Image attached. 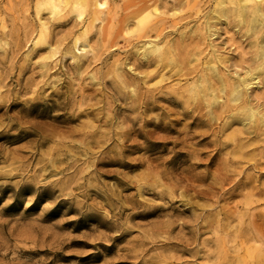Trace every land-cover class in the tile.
<instances>
[{"label": "rangeland", "instance_id": "rangeland-1", "mask_svg": "<svg viewBox=\"0 0 264 264\" xmlns=\"http://www.w3.org/2000/svg\"><path fill=\"white\" fill-rule=\"evenodd\" d=\"M192 1L107 0L92 22L90 10L78 20L45 0H0V264H264L237 216L264 188V160L249 167L254 155L235 157L228 138L242 128L237 138L255 140L244 152L261 150L264 125L249 132L225 96L210 109L186 90L207 60L198 47L217 44L242 70L257 41L224 20L209 36L215 0ZM150 41L162 60L143 56ZM231 159L243 166L225 168ZM258 199L247 205L257 222Z\"/></svg>", "mask_w": 264, "mask_h": 264}, {"label": "bare ground", "instance_id": "bare-ground-1", "mask_svg": "<svg viewBox=\"0 0 264 264\" xmlns=\"http://www.w3.org/2000/svg\"><path fill=\"white\" fill-rule=\"evenodd\" d=\"M187 1V5L190 8H193L194 3L192 0H186ZM210 2V1H209ZM44 3V4H43ZM43 9L49 10L50 13L52 14H56L59 13L62 9H64L65 7H70L71 11L73 13L76 14V16L81 19L84 16V13L87 10H90V17L92 19V22H95L97 20H100V16L101 14L104 12L105 8L107 7V0H45V2H43ZM207 4V3H206ZM196 8L194 7V10ZM139 10V9H138ZM136 10L134 12L135 15H133L135 17V20L138 23H148L149 18L151 17L150 13H145L143 15H137V11ZM188 11V9H187ZM195 13V12H194ZM205 13V11H204ZM212 15L210 18H207V20L205 21V25L202 27L205 28V30L207 32H209V36H213L215 34H217L216 32V26H213L214 24L220 23V21L224 20V23H227V25L229 23H236L237 25H242V27L244 28L245 32L247 35L251 36L253 39H256V54L255 57L252 59V62L250 61V63L247 64L246 67L241 68L242 70H239L238 67L236 70L235 69H231L229 68L228 63L226 65V57L224 56V52L221 48V50L218 48L217 44H214L213 42L209 43V47L210 49L205 48H199L198 47V51L194 52V57L195 55L200 56L202 54H206V62H205V67H203L200 70H195L196 72L193 74L192 76V83L190 85L187 86L186 90L190 92L189 95V99L191 100H195L197 99L199 96H203L202 101L206 102L209 105V108L211 109L212 105L217 104L218 101H220L221 99H223L222 97L225 96L226 97V101L223 104L224 109L228 110V112L230 113V118H236L241 122V125L243 128H247L249 130V132H253L254 130H256L259 125H264V104H262L261 100H262V95L261 92L262 89H264V0H215L214 2V7L213 10L211 11ZM50 14V15H52ZM192 15V14H191ZM199 16V15H198ZM127 17H131V16H127ZM191 17V16H190ZM129 19V18H128ZM128 19H126L125 21H127ZM190 19V18H189ZM157 24V23H156ZM155 24V25H156ZM189 24V23H188ZM199 24V23H198ZM197 24V25H198ZM90 25V23H89ZM93 26V24H91ZM149 25V24H147ZM196 25V26H197ZM107 26V25H106ZM223 26V25H222ZM5 28V26H3ZM147 27V26H146ZM153 27V26H152ZM151 27V28H152ZM201 27V30H202ZM230 27V26H229ZM157 28V27H156ZM154 28V29H156ZM232 28V27H230ZM102 29V27H101ZM146 29V28H145ZM144 29V31H145ZM148 29V28H147ZM237 29V28H236ZM200 30V29H199ZM154 31V30H153ZM157 31V30H156ZM204 31V29H203ZM194 33V32H193ZM203 33V32H202ZM226 33V31H225ZM146 34V33H145ZM204 34V33H203ZM202 34V35H203ZM157 37V36H156ZM214 37V36H213ZM216 37V35H215ZM82 37H77L74 41L75 46H79L80 43H82ZM214 39V38H213ZM150 40V39H149ZM207 40V39H206ZM242 41V40H241ZM240 41V42H241ZM158 42V41H157ZM160 42V41H159ZM164 42V41H163ZM37 43V42H36ZM167 41L165 42L164 45L169 46ZM199 45V42H197ZM253 44V43H252ZM34 45V44H33ZM196 45V44H195ZM197 45V46H198ZM222 46V44H221ZM238 49H241L239 45H237ZM253 46V45H252ZM166 47V46H165ZM74 48V47H73ZM81 48V47H80ZM79 48V49H80ZM161 48V45H159L158 43H153V42H148V45L146 46L145 52L143 54L144 57L149 56V54H153V53H157L159 54V56L157 57L158 60H162L163 57L165 56L166 52L163 51ZM169 48V47H168ZM197 48V47H196ZM255 48V47H254ZM164 49V48H163ZM166 49V48H165ZM206 49V50H205ZM87 50V49H85ZM91 50V49H90ZM248 50V49H247ZM83 51V50H81ZM168 51V50H166ZM172 51V50H170ZM205 51H207L205 53ZM239 51V50H238ZM241 51V50H240ZM169 52V51H168ZM167 52V54H168ZM243 53L246 52V50H242ZM241 52H239L240 55ZM241 53V55L243 54ZM247 53V52H246ZM80 54V53H79ZM86 54V52H85ZM171 55V54H170ZM174 55V54H173ZM244 55V54H243ZM70 56V55H69ZM172 56V55H171ZM170 56V57H171ZM203 56V55H202ZM245 56V55H244ZM65 57V56H64ZM72 57L74 58L75 56L72 55ZM78 57V56H77ZM76 57V58H77ZM176 57V56H175ZM197 58V57H196ZM229 58V57H228ZM247 58V56H246ZM200 59V58H199ZM177 60V59H176ZM176 60H172L174 63ZM191 60V59H190ZM171 61V59H170ZM171 61V62H172ZM178 61V60H177ZM176 61V62H177ZM196 61V59H195ZM205 61V60H204ZM248 61V59H247ZM199 62V61H198ZM243 63V62H242ZM247 63V62H246ZM202 66V65H201ZM231 66V64H230ZM115 71V69H114ZM113 71V73H114ZM121 71V70H120ZM118 73V72H117ZM115 74V73H114ZM119 76V74H117ZM187 76V75H186ZM115 77V76H113ZM116 79V78H115ZM188 79V78H187ZM127 80V79H126ZM125 83V82H124ZM123 83V84H124ZM126 85V84H125ZM122 86V85H121ZM186 86V84H185ZM256 86V87H255ZM249 90H251V93L249 92ZM261 91V92H260ZM252 92L254 93V95H252ZM262 96V97H261ZM196 101V100H195ZM190 102V101H189ZM222 101H220L221 103ZM14 103V102H13ZM188 103V102H187ZM80 105V104H79ZM206 105V104H205ZM86 106V105H85ZM88 106V105H87ZM91 106V105H90ZM89 106V107H90ZM80 107V106H79ZM147 107V106H146ZM92 108V107H91ZM93 109V108H92ZM81 110V109H80ZM147 110V108L145 109ZM88 112V111H87ZM209 112H211V110H209ZM208 112V113H209ZM84 113V112H83ZM92 113V112H91ZM197 113V111H196ZM212 113V112H211ZM198 114V113H197ZM196 114V115H197ZM200 115V113H199ZM209 115V114H208ZM208 117V116H207ZM220 119V118H219ZM206 120V119H205ZM230 120V119H229ZM228 120V121H229ZM227 121V123H228ZM231 123V122H230ZM256 124V126L254 125ZM225 128V127H224ZM241 129L240 132L243 131L242 128H237V130ZM264 130V129H263ZM132 132V131H131ZM199 132V131H198ZM202 132V131H201ZM239 132V133H240ZM244 132V131H243ZM129 133V132H128ZM239 133H234L233 132V137H228L232 144L235 146V157L237 158H250L251 156L254 155V157L252 158L254 161L253 163H249V167L252 168H256L259 167L260 165H262V160H264V145L262 147V149L260 150L259 147H255L254 148V152H249V153H245L247 150H245V148H247L249 146V148H251L252 144H254L255 140L252 139L253 141H247L248 139H246V141L242 138H237L236 134ZM117 134V133H116ZM205 134V133H204ZM242 134V133H241ZM131 135V134H130ZM191 135V134H190ZM246 134H244L245 136ZM230 136V135H229ZM232 136V135H231ZM247 136V135H246ZM86 137V136H85ZM236 137V138H235ZM108 138V137H107ZM184 138V137H183ZM249 138V137H248ZM108 140V139H107ZM53 141V140H52ZM264 143V139L262 140ZM85 142V141H84ZM89 142V139H88ZM191 142V141H190ZM189 142V143H190ZM202 141H200L201 143ZM222 142V141H221ZM68 143V142H67ZM59 144V143H58ZM192 144V143H191ZM68 145V144H65ZM63 145V146H65ZM62 146V145H61ZM89 146V145H87ZM98 146V145H97ZM102 146V145H100ZM99 146V147H100ZM57 148V147H56ZM60 148V147H59ZM66 149V147H64ZM69 148V147H68ZM193 148V147H192ZM248 148V149H249ZM62 149V148H61ZM197 149V148H196ZM58 150V149H57ZM70 150V149H69ZM194 150V149H193ZM55 151V149H54ZM62 151V150H61ZM60 151V152H61ZM66 151V150H65ZM73 151V150H71ZM70 151V152H71ZM207 151V150H206ZM245 151V152H244ZM250 151V149H249ZM210 152V151H209ZM215 152V151H214ZM59 153V152H58ZM198 153V152H196ZM234 153V152H233ZM195 154V153H194ZM213 153H211L212 155ZM216 154V153H215ZM215 154L213 156H215ZM260 156V159H255L256 156ZM227 156V155H226ZM225 160V159H224ZM226 161V160H225ZM143 163V162H142ZM247 163V162H246ZM229 164V165H228ZM228 164L225 165V168L228 167H232L234 166H238L237 168L243 166L240 164L239 160L236 159H231L228 161ZM240 165V166H239ZM149 167V166H147ZM230 167V168H231ZM151 168V167H150ZM229 168V169H230ZM231 169H234V167H232ZM230 169V170H231ZM264 169V168H262ZM228 170V169H227ZM249 170V169H248ZM251 170V169H250ZM249 170V171H250ZM192 171V170H191ZM232 171V170H231ZM239 171V170H236ZM257 171V170H256ZM263 171V170H262ZM149 172V171H148ZM234 172V171H232ZM255 172V171H254ZM264 172V171H263ZM154 173V172H153ZM190 173V172H189ZM253 173V172H252ZM150 174V172H149ZM191 174V173H190ZM209 174V173H208ZM221 174V173H220ZM246 174V173H245ZM254 175V174H253ZM262 175V174H261ZM199 176V175H198ZM220 176V175H219ZM218 176V177H219ZM230 176V175H229ZM248 176V175H247ZM258 176V175H257ZM192 177V176H191ZM214 177V176H213ZM222 177V176H221ZM251 177V176H250ZM202 178V177H201ZM216 178V177H215ZM229 178V177H228ZM241 178V177H240ZM198 179V178H197ZM220 179V178H219ZM161 180V179H160ZM202 180V179H201ZM223 181V180H221ZM257 181V180H255ZM162 184V183H161ZM170 184H173L172 182ZM217 184V183H216ZM234 184V183H233ZM248 183H243L240 186L242 187H248ZM254 185V184H253ZM185 186V185H183ZM206 186V185H205ZM252 186V185H251ZM255 186V185H254ZM260 186V185H258ZM189 188V186H188ZM256 188V187H254ZM236 189V188H235ZM248 189V188H247ZM251 189V187H250ZM264 189V188H263ZM262 189V191L258 192V189L256 192L258 193H253L252 190L250 191L251 194H249V197H247V203L243 204V210L245 212H243V210L241 211L240 215L236 214V212H234V215L236 216H240L241 220H244V215L248 217V221L250 223L246 224V227L243 228L244 232H247L249 236V240H252L254 242L260 241L261 243H264V239H262V237L264 238V219H261L260 221L257 222V220L253 221L252 217L250 216L249 219V214L250 212V208L249 206H254V203H259V197L261 195H263L264 190ZM249 191V190H248ZM186 192V191H185ZM203 192V191H202ZM242 193V192H241ZM173 194V193H171ZM220 195V194H219ZM245 195V194H244ZM243 195V196H244ZM258 196V197H257ZM263 198V197H262ZM243 199V198H242ZM234 200V199H233ZM263 200V199H260ZM258 201V202H257ZM230 202V201H229ZM235 202V201H234ZM238 203V202H237ZM218 204V202H217ZM264 204V203H263ZM226 205V204H225ZM223 205V206H225ZM246 205V206H245ZM247 205H249L247 207ZM256 205V204H255ZM235 207V205H234ZM259 209V208H258ZM261 209V208H260ZM259 209V211H260ZM253 209H251L252 211ZM255 211V209H254ZM252 211V212H254ZM258 211V212H259ZM257 212V213H258ZM261 212V211H260ZM259 212V214H260ZM263 212V211H262ZM261 212V213H262ZM256 213V214H257ZM257 214V215H259ZM253 215V213L251 214ZM237 218V217H236ZM256 218H259L258 216ZM247 221V222H248ZM237 222L239 223V220L237 219ZM222 224V223H221ZM241 224V223H239ZM239 228L241 225H239ZM255 225H259L260 227L254 228L252 227ZM242 227H244L242 225ZM241 227V228H242ZM238 230V229H237ZM236 230V231H237ZM235 231V232H236ZM240 231V230H239ZM237 233V232H236ZM244 237V236H243ZM246 237V238H247ZM245 238V239H246ZM251 243V242H250ZM249 243V244H250ZM253 243V242H252ZM238 245V244H237ZM240 245V244H239ZM224 246V245H223ZM250 246V245H249ZM239 247V246H238ZM248 247V244H247ZM246 247V248H247ZM258 247V246H257ZM249 248V247H248ZM256 248V247H255ZM245 249V248H244ZM246 251H244V253H246ZM249 252V251H248ZM247 252V253H248Z\"/></svg>", "mask_w": 264, "mask_h": 264}]
</instances>
